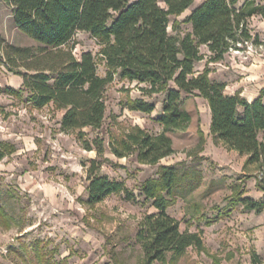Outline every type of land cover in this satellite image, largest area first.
<instances>
[{
  "label": "rangeland",
  "instance_id": "374dc122",
  "mask_svg": "<svg viewBox=\"0 0 264 264\" xmlns=\"http://www.w3.org/2000/svg\"><path fill=\"white\" fill-rule=\"evenodd\" d=\"M245 1L239 0L237 7ZM201 2L194 0L176 19L183 21ZM247 23L261 44H241L239 50H229L216 63L208 62L207 48L200 47L203 59L195 64L196 72L208 67L212 80L225 82L226 93L238 88L241 94L243 83L264 81V73L257 72L264 66V19L256 15ZM180 28L191 29L187 23ZM68 46L76 58L83 52L98 56L101 49L84 31L76 32ZM40 48L17 29L12 7L0 0V142L14 146L0 160V207L6 213L0 215V264H144L136 232L142 218L157 210L140 190L147 179L158 176L160 165L180 164L198 171L201 181L166 212L178 221L181 231L197 232L203 248L188 247L176 258L168 254L164 264H264V210L257 213L232 200L238 194L263 200L259 182L264 187V170L256 164L245 166L246 156L213 140L210 110L203 98L183 96V107L192 114V121L186 130L170 133L171 155L153 165L138 162L134 154L118 158L109 150V136L118 137L133 126L160 133L157 118L165 94L144 95L138 87L143 84L115 76L105 92L102 127L82 129L91 143L96 137L103 139L104 152L98 156L94 149H83L76 132L61 129L63 110L51 103L34 106L26 91H4L23 87L22 78L12 70L26 72L25 57L38 55ZM97 73L105 74L100 60ZM137 98L153 103L154 110L143 113L125 106L128 99ZM93 159L98 166L94 173L122 182L133 197L119 192L93 205L86 203ZM35 247L47 261H39Z\"/></svg>",
  "mask_w": 264,
  "mask_h": 264
},
{
  "label": "trees",
  "instance_id": "16d2710c",
  "mask_svg": "<svg viewBox=\"0 0 264 264\" xmlns=\"http://www.w3.org/2000/svg\"><path fill=\"white\" fill-rule=\"evenodd\" d=\"M12 7L14 24L26 36L41 45L38 55L27 54L26 72L19 75L22 88L6 87L8 94L29 93V100L40 108L50 103L63 110L61 129L76 132L83 149L104 152L103 139L93 143L82 129L102 127L105 92L115 76L136 82L144 95L165 94L162 113L157 121L161 132L151 134L133 126L120 136H109V150L118 158L134 154L138 162L157 164L174 152L170 133L186 130L192 114L183 107V96L203 98L210 110V133L215 142L246 156L244 165H258L264 170V103L262 95L251 102L240 91L225 93L226 84L209 77V68L196 72L203 59L200 47L209 52L208 62L223 60L238 44H261L248 28V19H264V0H202L179 21L176 17L189 9L194 0H2ZM181 23L190 24L182 31ZM78 31L89 33L101 46L98 56L83 52L76 58L68 44ZM98 60L105 74L97 73ZM125 106L133 111L151 113L155 106L142 98L128 99ZM14 151V146L0 142V160ZM178 165H160L156 178L147 179L140 194L157 210L146 214L139 223L136 240L144 255V264L166 263L167 255L176 258L188 247L203 248L197 232L181 231L178 221L167 214L177 198H185L201 181L198 171ZM95 159L89 168L86 203L93 205L110 194L133 195L122 182L94 173ZM259 186L264 191V187ZM232 200L260 213L264 199L254 200L238 194ZM0 215L6 213L0 207ZM39 261H47L38 247ZM255 263L256 260H255ZM43 264V263H41Z\"/></svg>",
  "mask_w": 264,
  "mask_h": 264
},
{
  "label": "crops",
  "instance_id": "0c3cea01",
  "mask_svg": "<svg viewBox=\"0 0 264 264\" xmlns=\"http://www.w3.org/2000/svg\"><path fill=\"white\" fill-rule=\"evenodd\" d=\"M196 7V6H195ZM194 7V8H195ZM191 8V7H190ZM189 8V9H190ZM194 8H192L190 11H192ZM189 9H187V10H189ZM186 10V11H187ZM185 11V12H186ZM184 12V13H185ZM190 13V12H189ZM257 72H259L260 74H262L263 75V73H264V66L260 69V70H258ZM263 80H264V78H262ZM219 82H223V83H225L224 81H219ZM248 83H250V82H245V83H243V86H244V88L243 89H241V96L242 97H244L248 102H251V101H253L254 99H256V98H258L259 96H260V91L261 90H264V81L263 82H260V81H258V82H254V85H252V84H249V85H247ZM255 86V87H254ZM237 87H239V86H237ZM257 87V88H256ZM238 90V88H233V91H231V92H229V93H227V94H230V95H232V94H234L236 91ZM226 93V92H225ZM262 101H263V103H264V94L262 95Z\"/></svg>",
  "mask_w": 264,
  "mask_h": 264
},
{
  "label": "built area",
  "instance_id": "2783aa9c",
  "mask_svg": "<svg viewBox=\"0 0 264 264\" xmlns=\"http://www.w3.org/2000/svg\"><path fill=\"white\" fill-rule=\"evenodd\" d=\"M249 42H251V41H249ZM249 42H245L244 44H248ZM239 45H241V44H238V47H240ZM240 48H238V49H235V50H239Z\"/></svg>",
  "mask_w": 264,
  "mask_h": 264
}]
</instances>
